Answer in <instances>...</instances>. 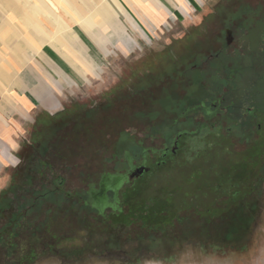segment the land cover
<instances>
[{
    "label": "rangeland",
    "instance_id": "374dc122",
    "mask_svg": "<svg viewBox=\"0 0 264 264\" xmlns=\"http://www.w3.org/2000/svg\"><path fill=\"white\" fill-rule=\"evenodd\" d=\"M204 1L160 27H138L137 32L132 31L131 42L126 40V44L112 46L108 54L98 56L96 70L89 71L77 90L69 89L60 110L37 117L29 130L27 148L22 149L21 166L13 171L9 185L3 189L9 191L13 208L24 214L30 224L27 231L20 230L16 258L28 250L34 225L41 231L36 234L41 235L50 216L57 220V232L63 224H69L68 217L62 216L65 212L72 215L70 221H76L69 210L73 201L67 197H77L88 181L99 183L106 174L125 173L126 162L134 164L148 148L158 144L159 140L152 142L150 136L160 127L168 135L191 128L186 119L179 117L181 109L174 104L171 92L163 88L177 78L179 81L177 69L187 60L189 39L195 33L200 38L218 30L219 13L203 17L211 6L224 5L231 10L240 4H264V0ZM102 14L110 20L108 14ZM114 32L118 33L119 27L114 25ZM89 64L85 67L92 68ZM184 78L177 88L169 89L174 96L186 94ZM164 98L173 102L162 107ZM176 118L179 124L171 128ZM229 141L228 168H191L203 159H193L194 151H181L172 163L178 168H162L146 176V188L138 184L139 190L130 201L132 213H141L143 207L137 210L139 205L154 198L171 203L170 211L175 215L169 219H177L176 234L185 235L180 250L173 254L175 264H250L259 227L264 224V187L255 183L256 175L262 174L264 168H231L236 164L234 156L243 146ZM148 158L149 163L155 161ZM219 182L224 183L223 188L215 192L213 187ZM57 183L61 189L55 187ZM54 206L58 209L55 212L51 210ZM9 216L0 219V228L6 226ZM135 222L130 228H138L140 223ZM201 228L208 231L207 236H200ZM80 234H66L59 246L76 252ZM168 249L171 248L165 245L159 248ZM111 259V263L89 262L117 264ZM36 264L56 263L41 260Z\"/></svg>",
    "mask_w": 264,
    "mask_h": 264
},
{
    "label": "flooded vegetation",
    "instance_id": "af4514ba",
    "mask_svg": "<svg viewBox=\"0 0 264 264\" xmlns=\"http://www.w3.org/2000/svg\"><path fill=\"white\" fill-rule=\"evenodd\" d=\"M226 9L224 5L207 9L205 19L219 13L218 30L200 38L195 33L189 39L187 60L177 69L179 81L177 78L163 87L171 92L174 104L181 109L179 117L186 119L191 128L168 135L160 127L150 136L152 142L159 140L158 144L148 148L134 164L126 162L125 173L106 174L99 183L86 182L77 197H67L73 201L69 210L76 221H70L72 215L65 212L62 216L68 217L69 224H63L57 232V220L50 216L41 235L36 234L41 231L34 225L28 250L15 257L16 264L41 260L56 264H90V260L111 263V258L117 264H175L173 254L180 250L185 235L176 234L178 221L169 219L175 215L170 211L171 203L154 198L139 205L137 210L143 207L141 213H132L130 201L139 190L138 184L144 189L149 174L162 168H178L172 163L184 150L194 151L193 159H203L191 168H228L229 140L243 146L231 168H264V4ZM182 76H186V94L174 96L169 89L177 88ZM164 99L162 107L173 102ZM172 122L171 128H177L178 118ZM204 129L208 131L202 132ZM150 156L155 161L149 163ZM138 168L147 170L136 176ZM255 183L264 187V172L256 175ZM223 184L215 183V192ZM62 185L57 183L55 187L61 189ZM51 210L58 209L54 206ZM135 221L140 223L138 228H130ZM207 232L201 228L200 236H207ZM73 233H82L77 238L80 244L76 252L59 246L61 238ZM164 245L171 249L160 251Z\"/></svg>",
    "mask_w": 264,
    "mask_h": 264
},
{
    "label": "crops",
    "instance_id": "0c3cea01",
    "mask_svg": "<svg viewBox=\"0 0 264 264\" xmlns=\"http://www.w3.org/2000/svg\"><path fill=\"white\" fill-rule=\"evenodd\" d=\"M199 2L0 0V192L21 164L37 117L60 110L69 89L77 90L96 70L98 56L131 42L138 27H160ZM89 63L92 68L85 67ZM259 231L250 264H264V224Z\"/></svg>",
    "mask_w": 264,
    "mask_h": 264
},
{
    "label": "trees",
    "instance_id": "16d2710c",
    "mask_svg": "<svg viewBox=\"0 0 264 264\" xmlns=\"http://www.w3.org/2000/svg\"><path fill=\"white\" fill-rule=\"evenodd\" d=\"M24 148H27V145H25ZM20 155L22 161V150ZM7 214L10 215L7 219V224L0 228V249L3 250V254L0 253L2 258L0 259V264H16L15 256L19 246L16 241L20 236L19 233H21V231H27L30 224L24 214L19 212L17 208H13V201L9 196V191L2 190L0 192V219L6 217ZM242 221L244 222L245 220Z\"/></svg>",
    "mask_w": 264,
    "mask_h": 264
},
{
    "label": "water",
    "instance_id": "95a60500",
    "mask_svg": "<svg viewBox=\"0 0 264 264\" xmlns=\"http://www.w3.org/2000/svg\"><path fill=\"white\" fill-rule=\"evenodd\" d=\"M144 170H147V168H138V169L134 172V175L138 176V175L141 174Z\"/></svg>",
    "mask_w": 264,
    "mask_h": 264
}]
</instances>
